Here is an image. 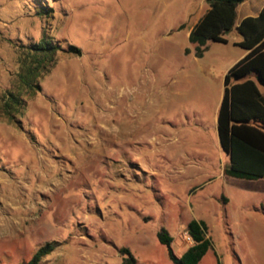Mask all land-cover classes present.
I'll use <instances>...</instances> for the list:
<instances>
[{"label": "rangeland", "instance_id": "374dc122", "mask_svg": "<svg viewBox=\"0 0 264 264\" xmlns=\"http://www.w3.org/2000/svg\"><path fill=\"white\" fill-rule=\"evenodd\" d=\"M185 1L0 0V264L49 241L40 264H121L124 247L138 264H171L158 232L180 257L192 219L212 242L198 264H264V203L243 206L218 167L180 169L162 146L131 153V112L145 110L158 132L183 106L178 93L204 82L184 55ZM43 38L60 47L54 61L18 80L26 48Z\"/></svg>", "mask_w": 264, "mask_h": 264}, {"label": "trees", "instance_id": "16d2710c", "mask_svg": "<svg viewBox=\"0 0 264 264\" xmlns=\"http://www.w3.org/2000/svg\"><path fill=\"white\" fill-rule=\"evenodd\" d=\"M243 1L245 0H207L209 9L195 24L189 36L190 42L195 45L197 56L204 55L209 42L227 41L225 35L235 28L237 9ZM237 29L243 36V40L238 44L248 49V53L230 68L224 78L225 92L218 122L220 142L230 155L231 161L225 173L239 178H264V127L252 123H264V98L254 80L248 78L243 82H234L254 72L264 87V8L258 16L245 17ZM26 49L25 55L20 59L21 79L18 80L21 81H25L27 77H36L40 63L47 57L53 62L60 47L43 38ZM70 49L80 52V49L73 45H70ZM186 51L189 49L186 48ZM31 87V95L41 89L39 83ZM2 109L10 119L15 118L7 102ZM188 232L193 244L180 257L174 252L173 238L167 229L162 228L158 232V239L167 247L171 264H198L211 248L212 242L204 220L192 219L188 223ZM55 245V241L46 242L31 258L20 264H40L43 258L55 249ZM120 251L124 255L121 264H138L129 248L124 247Z\"/></svg>", "mask_w": 264, "mask_h": 264}, {"label": "crops", "instance_id": "0c3cea01", "mask_svg": "<svg viewBox=\"0 0 264 264\" xmlns=\"http://www.w3.org/2000/svg\"><path fill=\"white\" fill-rule=\"evenodd\" d=\"M195 1H198V9L193 11ZM185 3V12L192 16V20L188 26L182 24L180 28L186 29L189 39L191 30L209 9V3L207 0H186ZM263 8L264 0H245L240 3L235 28L225 35L227 41L209 42V47L202 57L196 55L195 45L189 39L191 45L186 47L189 51L184 48V55L197 63V74L201 73L204 82H199V85L190 88L189 91L178 93V102L183 106L170 110V114L168 111L165 120H161L163 126L157 130L159 133L152 130L149 134L150 128H145L149 124L150 127L151 124H155L150 123V115L145 110L142 111L140 118H136L134 112H131V153L140 144H147L153 151L157 150V146H162L161 152L167 164L180 169L194 165L218 167L224 175H227L225 169L230 165V155L221 145L218 122L219 109L225 92L224 78L230 68L248 53V49L238 44L243 40L242 34L237 29L238 25L247 16H258ZM218 43L225 45H217ZM230 44L233 47H226ZM248 78L257 83L264 98V87L259 83L256 73L252 72L247 77L236 79L234 82H243ZM188 105H191L190 109ZM252 123L264 127L261 121H252ZM175 132L181 136L177 140L179 144L173 146L171 136ZM227 176L228 187L239 189L238 199L244 202L243 206L248 208L255 203H264V178ZM218 199H223L226 203L232 201L225 192H222Z\"/></svg>", "mask_w": 264, "mask_h": 264}, {"label": "built area", "instance_id": "2783aa9c", "mask_svg": "<svg viewBox=\"0 0 264 264\" xmlns=\"http://www.w3.org/2000/svg\"><path fill=\"white\" fill-rule=\"evenodd\" d=\"M189 238H190V239H192V237H191V236H190Z\"/></svg>", "mask_w": 264, "mask_h": 264}]
</instances>
